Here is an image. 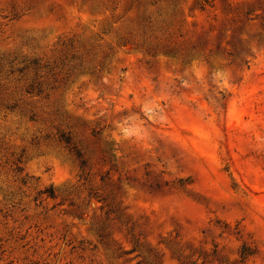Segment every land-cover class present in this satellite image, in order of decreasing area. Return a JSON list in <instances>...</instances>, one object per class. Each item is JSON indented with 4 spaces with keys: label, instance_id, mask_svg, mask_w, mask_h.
I'll list each match as a JSON object with an SVG mask.
<instances>
[{
    "label": "rangeland",
    "instance_id": "rangeland-1",
    "mask_svg": "<svg viewBox=\"0 0 264 264\" xmlns=\"http://www.w3.org/2000/svg\"><path fill=\"white\" fill-rule=\"evenodd\" d=\"M0 264H264V0H0Z\"/></svg>",
    "mask_w": 264,
    "mask_h": 264
},
{
    "label": "trees",
    "instance_id": "trees-1",
    "mask_svg": "<svg viewBox=\"0 0 264 264\" xmlns=\"http://www.w3.org/2000/svg\"><path fill=\"white\" fill-rule=\"evenodd\" d=\"M23 183L25 184V182H23ZM44 193L50 198H54L55 197L54 191L51 188L47 189Z\"/></svg>",
    "mask_w": 264,
    "mask_h": 264
}]
</instances>
